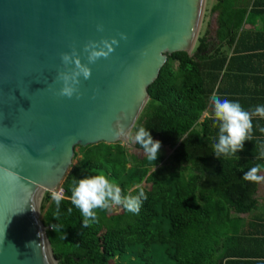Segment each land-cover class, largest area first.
I'll return each instance as SVG.
<instances>
[{"label":"water","instance_id":"obj_1","mask_svg":"<svg viewBox=\"0 0 264 264\" xmlns=\"http://www.w3.org/2000/svg\"><path fill=\"white\" fill-rule=\"evenodd\" d=\"M205 3L0 0V264H58L42 198L59 190L75 147L120 142L142 151L113 131L133 128L167 56L192 54ZM112 40L107 58L89 64L84 46ZM73 50L91 69L79 98L60 96L56 79L66 70L61 54Z\"/></svg>","mask_w":264,"mask_h":264},{"label":"trees","instance_id":"obj_2","mask_svg":"<svg viewBox=\"0 0 264 264\" xmlns=\"http://www.w3.org/2000/svg\"><path fill=\"white\" fill-rule=\"evenodd\" d=\"M209 13L216 14L213 35L207 29L199 32L191 55L167 56L132 128L143 126L160 141L157 160L139 158L120 142L78 146L73 157L77 161L60 185L59 221L53 218L51 193L42 198L41 220L58 264H221L234 255L225 251L216 259L214 254L226 236L228 213H249L257 207L259 185L242 177L259 160L218 159L212 152L219 131L211 129L215 120H202V115L217 84L230 73L235 54L246 53L252 67L264 56V46H242L241 40L250 34L245 25H264V0H213ZM99 174L126 193L136 194L140 185L147 199L139 214L122 207L116 213L96 210L98 222L84 227L80 210L71 203V181ZM57 223L63 228L54 232Z\"/></svg>","mask_w":264,"mask_h":264},{"label":"clouds","instance_id":"obj_3","mask_svg":"<svg viewBox=\"0 0 264 264\" xmlns=\"http://www.w3.org/2000/svg\"><path fill=\"white\" fill-rule=\"evenodd\" d=\"M97 30L102 31L103 29L98 26ZM121 39H126V37L121 34ZM117 43L116 40H112L111 44L108 41H100L99 43L90 41L83 49L88 54V63H95L96 60L102 57L107 58L108 54L114 50L111 45ZM104 49H107V51H104ZM61 61L66 70L57 73L56 79L62 84L58 94L67 98L77 95V98H79L78 85L80 84V78L89 79L91 69L81 62L79 54L75 50L71 53H62ZM210 105L211 114L219 128L218 140L213 144L212 153L218 159L236 156L237 152L243 151L245 141L251 139L253 118L264 119V105H257L251 110H245L239 102L221 98L216 93H213L210 97ZM261 131L264 132V128ZM113 136L124 138L132 144H138L148 160H157L161 143L153 140L150 132L145 127L139 126L133 131L132 127L126 128L124 125H119L113 131ZM236 158L239 159L238 156ZM261 158H264V152L261 153ZM41 164L47 169L52 167L51 161H41ZM262 170H264V166L256 164L244 172L242 180L260 183L264 181V175H260ZM136 187L138 190L136 194H132L130 191L126 193L119 184L103 174L90 175L79 180L73 177L70 185V199L71 203L80 210L83 216V226L89 227L91 224L98 222L96 210L108 211L114 206H120L128 213L139 214L147 195L140 185ZM51 195L56 205L53 218L59 221L61 215L60 203L63 198L62 192L53 190ZM67 212L70 215L72 208H68ZM62 228L63 225L59 223L52 225L54 232Z\"/></svg>","mask_w":264,"mask_h":264},{"label":"crops","instance_id":"obj_4","mask_svg":"<svg viewBox=\"0 0 264 264\" xmlns=\"http://www.w3.org/2000/svg\"><path fill=\"white\" fill-rule=\"evenodd\" d=\"M216 29V28H215ZM243 30L248 31L247 37L242 40V46H264V25L257 22L254 25H245ZM213 35V33H211ZM264 54V49L260 50ZM232 55V49H228V56ZM253 55V54H252ZM245 57V58H244ZM252 59L241 52L235 54L230 62L229 71L217 84L215 93L221 98L236 101L245 110H251L257 105H264V56L252 67L249 64ZM211 117V105L203 113L202 120ZM253 129L251 139L245 141L243 151L237 152L239 159L259 160V164L264 166V119L253 118ZM211 129L219 131L218 125L212 123ZM168 149V148H167ZM236 156H233L235 159ZM260 175H264V170ZM257 207L249 213H228L227 233L215 251V258H223L224 252L234 253L223 258L221 264H264V181L258 183ZM236 254V255H235Z\"/></svg>","mask_w":264,"mask_h":264},{"label":"rangeland","instance_id":"obj_5","mask_svg":"<svg viewBox=\"0 0 264 264\" xmlns=\"http://www.w3.org/2000/svg\"><path fill=\"white\" fill-rule=\"evenodd\" d=\"M213 0H206L205 3V8H204V14H203V18H202V22H201V27H200V32L202 33L205 29L209 30L210 32H214L215 28H216V14L213 13H209L210 7L212 6ZM128 148V147H127ZM129 149V148H128ZM77 151V148L75 149ZM130 153L136 155L139 158H143L145 157L143 151H136V150H131L129 149ZM163 153L168 156L170 154V150L169 149H165L163 151ZM78 158H80V156H78ZM77 158V159H78ZM77 160H73L72 163L75 164ZM59 190H55L58 192H62L60 190V187L58 188ZM121 209L120 206H114L111 210H108L109 212H119ZM41 218V215H40Z\"/></svg>","mask_w":264,"mask_h":264}]
</instances>
